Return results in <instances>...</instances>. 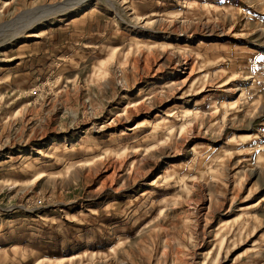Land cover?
<instances>
[{"label":"rangeland","instance_id":"obj_1","mask_svg":"<svg viewBox=\"0 0 264 264\" xmlns=\"http://www.w3.org/2000/svg\"><path fill=\"white\" fill-rule=\"evenodd\" d=\"M0 264H264V0H0Z\"/></svg>","mask_w":264,"mask_h":264},{"label":"bare ground","instance_id":"obj_2","mask_svg":"<svg viewBox=\"0 0 264 264\" xmlns=\"http://www.w3.org/2000/svg\"><path fill=\"white\" fill-rule=\"evenodd\" d=\"M183 63V64H182ZM179 66H181V69L184 68V66L187 64L185 61L184 62H178L177 63ZM182 64V65H181Z\"/></svg>","mask_w":264,"mask_h":264}]
</instances>
